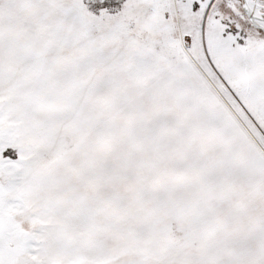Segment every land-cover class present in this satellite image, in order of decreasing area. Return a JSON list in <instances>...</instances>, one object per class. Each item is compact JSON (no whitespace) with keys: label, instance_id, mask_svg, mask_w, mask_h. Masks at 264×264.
<instances>
[{"label":"snow or ice","instance_id":"1","mask_svg":"<svg viewBox=\"0 0 264 264\" xmlns=\"http://www.w3.org/2000/svg\"><path fill=\"white\" fill-rule=\"evenodd\" d=\"M0 264H264V0H0Z\"/></svg>","mask_w":264,"mask_h":264}]
</instances>
